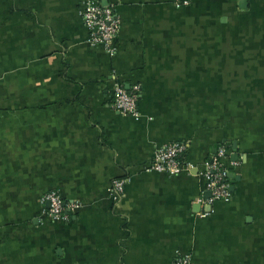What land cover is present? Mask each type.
Segmentation results:
<instances>
[{"label": "crops", "instance_id": "0c3cea01", "mask_svg": "<svg viewBox=\"0 0 264 264\" xmlns=\"http://www.w3.org/2000/svg\"><path fill=\"white\" fill-rule=\"evenodd\" d=\"M84 1L0 0V264H264V0H95L121 20L113 55ZM116 82L140 86L138 118ZM170 143L192 168L149 171ZM219 146L235 190L209 205ZM54 190L69 222L45 215Z\"/></svg>", "mask_w": 264, "mask_h": 264}, {"label": "built area", "instance_id": "2783aa9c", "mask_svg": "<svg viewBox=\"0 0 264 264\" xmlns=\"http://www.w3.org/2000/svg\"><path fill=\"white\" fill-rule=\"evenodd\" d=\"M174 1L177 8H180L190 4L192 0ZM80 16L88 30V44L101 46L108 54L113 55L117 50L116 40L121 27V20L116 13L115 6L104 5L95 0H85L80 9ZM140 91L139 85L127 89L121 82H116L112 107L121 114L138 118ZM185 152L186 145L184 143H170L162 146L156 151L148 170L169 175H179L190 170L192 165L181 160ZM227 158V149L224 146H219L215 154L205 162V170L202 175L206 181L207 190L211 192V197L207 201L209 205L218 201H228L231 198L229 169L223 164ZM126 181L125 179L114 181L111 188L114 200H119L124 194ZM42 201L50 205L45 215L58 222H69L71 215L81 207L78 202H66L56 190L48 192ZM173 264L192 263L188 256H180L175 259Z\"/></svg>", "mask_w": 264, "mask_h": 264}, {"label": "water", "instance_id": "95a60500", "mask_svg": "<svg viewBox=\"0 0 264 264\" xmlns=\"http://www.w3.org/2000/svg\"><path fill=\"white\" fill-rule=\"evenodd\" d=\"M104 5H107V4H104ZM247 5H248V0H241L240 2H239V7L241 8V9H247ZM127 89H129V88H127ZM234 149H236V144H234ZM238 158H239V156L237 155V154H235L234 156H233V159L236 161V160H238ZM233 176V174L231 173L230 174V177H232ZM235 190V188L234 187H232L231 188V191H234ZM47 207L49 208L50 207V205H49V203H47ZM211 209H212V207L211 206H208L207 208H206V210L208 211V212H210L211 211Z\"/></svg>", "mask_w": 264, "mask_h": 264}, {"label": "rangeland", "instance_id": "374dc122", "mask_svg": "<svg viewBox=\"0 0 264 264\" xmlns=\"http://www.w3.org/2000/svg\"><path fill=\"white\" fill-rule=\"evenodd\" d=\"M246 43V42H245ZM223 49H227V48H229L230 46H227V43H225L224 41H223ZM231 48H233V45H231ZM245 48H243V47H239V46H237V50H244ZM246 95V94H245ZM245 95H244V92H242L241 93V95L238 97V99H245Z\"/></svg>", "mask_w": 264, "mask_h": 264}, {"label": "trees", "instance_id": "16d2710c", "mask_svg": "<svg viewBox=\"0 0 264 264\" xmlns=\"http://www.w3.org/2000/svg\"><path fill=\"white\" fill-rule=\"evenodd\" d=\"M224 145V144H223ZM183 162L186 161V158H185V154L182 156V159H181ZM231 179H229V183H230Z\"/></svg>", "mask_w": 264, "mask_h": 264}]
</instances>
